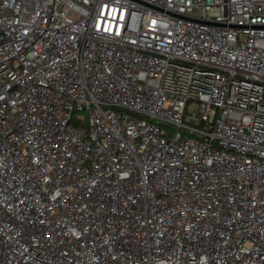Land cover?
Here are the masks:
<instances>
[{
	"label": "built area",
	"instance_id": "built-area-1",
	"mask_svg": "<svg viewBox=\"0 0 264 264\" xmlns=\"http://www.w3.org/2000/svg\"><path fill=\"white\" fill-rule=\"evenodd\" d=\"M0 264H264V0H0Z\"/></svg>",
	"mask_w": 264,
	"mask_h": 264
}]
</instances>
